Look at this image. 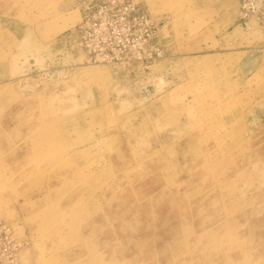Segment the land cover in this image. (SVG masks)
<instances>
[{
  "label": "rangeland",
  "instance_id": "obj_1",
  "mask_svg": "<svg viewBox=\"0 0 264 264\" xmlns=\"http://www.w3.org/2000/svg\"><path fill=\"white\" fill-rule=\"evenodd\" d=\"M238 0H0L3 264H264V39Z\"/></svg>",
  "mask_w": 264,
  "mask_h": 264
},
{
  "label": "built area",
  "instance_id": "obj_2",
  "mask_svg": "<svg viewBox=\"0 0 264 264\" xmlns=\"http://www.w3.org/2000/svg\"><path fill=\"white\" fill-rule=\"evenodd\" d=\"M240 5L239 23L248 28L252 19H255L264 39V0H238ZM12 225L0 219V264H3V256L8 251L7 236L11 233ZM14 264L18 263L17 252L14 255Z\"/></svg>",
  "mask_w": 264,
  "mask_h": 264
},
{
  "label": "bare ground",
  "instance_id": "obj_3",
  "mask_svg": "<svg viewBox=\"0 0 264 264\" xmlns=\"http://www.w3.org/2000/svg\"><path fill=\"white\" fill-rule=\"evenodd\" d=\"M1 218V217H0ZM5 220H7V219H5Z\"/></svg>",
  "mask_w": 264,
  "mask_h": 264
}]
</instances>
